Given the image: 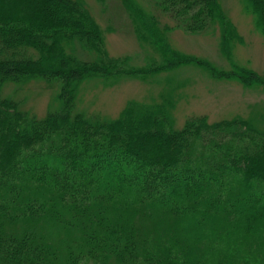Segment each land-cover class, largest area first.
Wrapping results in <instances>:
<instances>
[{
  "label": "trees",
  "instance_id": "trees-1",
  "mask_svg": "<svg viewBox=\"0 0 264 264\" xmlns=\"http://www.w3.org/2000/svg\"><path fill=\"white\" fill-rule=\"evenodd\" d=\"M120 1L160 64L108 58L79 0H0V92L8 82H56L60 103L36 117L0 93V264H264V131L204 116L177 129L164 93L129 101L113 119L77 109L81 84L95 78L194 64L245 86L264 88V76L170 46L174 29L218 28L229 58L240 38L219 0H153L172 26L137 0ZM244 2L264 35V0Z\"/></svg>",
  "mask_w": 264,
  "mask_h": 264
},
{
  "label": "rangeland",
  "instance_id": "rangeland-1",
  "mask_svg": "<svg viewBox=\"0 0 264 264\" xmlns=\"http://www.w3.org/2000/svg\"><path fill=\"white\" fill-rule=\"evenodd\" d=\"M79 1L100 26L108 58H127L128 66L137 68L161 63V55L152 45L137 38L120 0ZM152 1L137 0L148 13L159 18L160 24L172 26L173 23L159 14ZM219 1L240 38L239 42L232 43L229 58L221 51L218 28L202 33L174 29L167 33L170 46L179 54L208 61L219 70L229 71L238 66L264 76V35L257 28L253 14L246 8L244 0ZM76 50L84 60L94 58V54L86 53L79 46ZM55 83L47 84L39 79L8 82L1 86L0 93L2 97L19 102L30 114L44 117L59 109L58 85ZM163 93L171 100V116L177 129L192 116H204L210 123L243 119L264 131L263 86H245L236 79H219L196 64L145 77L119 75L107 81L100 78L85 81L80 86L77 109L113 119L129 101L160 102L159 96ZM247 251L251 249L247 248ZM259 251L262 252L260 259L264 255V246H260ZM248 258L251 260V256Z\"/></svg>",
  "mask_w": 264,
  "mask_h": 264
}]
</instances>
